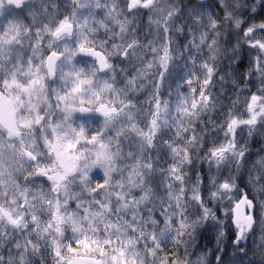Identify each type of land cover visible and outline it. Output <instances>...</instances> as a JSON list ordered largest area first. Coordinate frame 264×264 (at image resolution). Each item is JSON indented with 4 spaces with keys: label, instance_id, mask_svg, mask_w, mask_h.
I'll return each instance as SVG.
<instances>
[{
    "label": "clouds",
    "instance_id": "clouds-1",
    "mask_svg": "<svg viewBox=\"0 0 264 264\" xmlns=\"http://www.w3.org/2000/svg\"><path fill=\"white\" fill-rule=\"evenodd\" d=\"M0 264H264V0H0Z\"/></svg>",
    "mask_w": 264,
    "mask_h": 264
}]
</instances>
